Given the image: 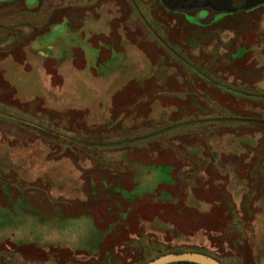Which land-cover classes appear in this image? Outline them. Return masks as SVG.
Listing matches in <instances>:
<instances>
[{
	"label": "rangeland",
	"instance_id": "1",
	"mask_svg": "<svg viewBox=\"0 0 264 264\" xmlns=\"http://www.w3.org/2000/svg\"><path fill=\"white\" fill-rule=\"evenodd\" d=\"M156 1L0 0V264H264V6Z\"/></svg>",
	"mask_w": 264,
	"mask_h": 264
},
{
	"label": "flooded vegetation",
	"instance_id": "2",
	"mask_svg": "<svg viewBox=\"0 0 264 264\" xmlns=\"http://www.w3.org/2000/svg\"><path fill=\"white\" fill-rule=\"evenodd\" d=\"M158 1V2H157ZM157 4L163 7L166 11L176 14H182L185 18H191L192 16L203 20L210 19V25L213 23V19L218 15H233V13H245L255 8H261L264 4V0L254 1L255 5L244 8V3L250 0H214V4L211 5V0H157ZM198 3L204 4V7L197 8ZM229 4V5H228ZM229 8H226V6ZM192 9V10H191ZM194 9V10H193ZM229 12H224L227 10ZM187 20V19H186ZM188 21V20H187ZM156 257V256H155ZM152 259V258H151ZM149 261V260H148ZM146 262V261H145ZM144 263V262H143ZM142 263V264H143Z\"/></svg>",
	"mask_w": 264,
	"mask_h": 264
},
{
	"label": "water",
	"instance_id": "3",
	"mask_svg": "<svg viewBox=\"0 0 264 264\" xmlns=\"http://www.w3.org/2000/svg\"><path fill=\"white\" fill-rule=\"evenodd\" d=\"M191 262L197 264H223L215 256L199 251H174L156 257L144 262L143 264H169L173 262Z\"/></svg>",
	"mask_w": 264,
	"mask_h": 264
},
{
	"label": "trees",
	"instance_id": "4",
	"mask_svg": "<svg viewBox=\"0 0 264 264\" xmlns=\"http://www.w3.org/2000/svg\"><path fill=\"white\" fill-rule=\"evenodd\" d=\"M95 220V217H93V221ZM194 251H199V250H194ZM204 253V252H202ZM208 254V253H207ZM210 255H213V254H210ZM215 256V255H213ZM216 257V256H215ZM217 259V258H216ZM219 260V259H218ZM220 261V260H219ZM169 264H197V263H191V262H181V261H178V262H173V263H169Z\"/></svg>",
	"mask_w": 264,
	"mask_h": 264
},
{
	"label": "crops",
	"instance_id": "5",
	"mask_svg": "<svg viewBox=\"0 0 264 264\" xmlns=\"http://www.w3.org/2000/svg\"><path fill=\"white\" fill-rule=\"evenodd\" d=\"M210 4L213 5V4H214V0H211V3H210ZM41 122H44V125H43L44 129H40V130H47L48 128H47V125H46V123H45L46 121H43V120H42ZM56 126H57V125H56ZM43 127H42V128H43ZM58 129H60V128H58ZM62 133H63V132H62Z\"/></svg>",
	"mask_w": 264,
	"mask_h": 264
}]
</instances>
